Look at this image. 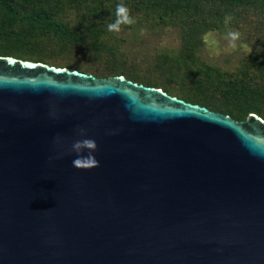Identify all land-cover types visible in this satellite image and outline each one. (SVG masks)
Wrapping results in <instances>:
<instances>
[{"label": "water", "instance_id": "95a60500", "mask_svg": "<svg viewBox=\"0 0 264 264\" xmlns=\"http://www.w3.org/2000/svg\"><path fill=\"white\" fill-rule=\"evenodd\" d=\"M0 264H264V120L0 55Z\"/></svg>", "mask_w": 264, "mask_h": 264}, {"label": "trees", "instance_id": "16d2710c", "mask_svg": "<svg viewBox=\"0 0 264 264\" xmlns=\"http://www.w3.org/2000/svg\"><path fill=\"white\" fill-rule=\"evenodd\" d=\"M118 4L135 23L109 31ZM150 25L177 27L181 44L125 54L119 32ZM223 28L251 50L227 68L197 52L205 32ZM0 55L122 75L236 120L248 113L264 120V0H0Z\"/></svg>", "mask_w": 264, "mask_h": 264}, {"label": "rangeland", "instance_id": "374dc122", "mask_svg": "<svg viewBox=\"0 0 264 264\" xmlns=\"http://www.w3.org/2000/svg\"><path fill=\"white\" fill-rule=\"evenodd\" d=\"M234 31L230 28H223L218 31H207L202 35V43L198 47L200 57L208 62L227 68L248 51V46L238 38L234 43L235 48L229 47L230 39L228 33ZM123 38L120 47L127 55H135L138 58L142 53L162 50L165 48L175 49L181 44L180 31L177 27L155 26L141 29H129L119 32ZM208 37V42L204 37ZM214 41L215 43H212ZM139 62V61H138ZM149 80V79H148ZM156 81L154 79H150ZM147 81V80H146ZM161 89V88H160Z\"/></svg>", "mask_w": 264, "mask_h": 264}, {"label": "clouds", "instance_id": "9594fccd", "mask_svg": "<svg viewBox=\"0 0 264 264\" xmlns=\"http://www.w3.org/2000/svg\"><path fill=\"white\" fill-rule=\"evenodd\" d=\"M116 20L114 23L108 25L109 31H119L121 24L131 25L135 23V20L130 16L128 8L123 4H118L116 6ZM226 19H230V17H226ZM240 33L236 31H230L228 33V37L230 39L229 47L235 48V41L239 38ZM205 41L208 42V37H204ZM212 43H215L212 41ZM251 51L250 49L248 50ZM96 142L91 138H85L82 140H76L72 145V150L76 152L78 155L72 161V164L76 168H91L98 167L99 161L92 154L96 150ZM84 150H87V155H81Z\"/></svg>", "mask_w": 264, "mask_h": 264}]
</instances>
